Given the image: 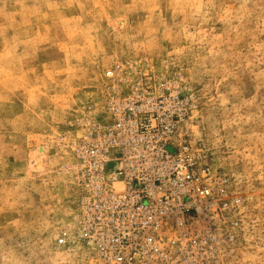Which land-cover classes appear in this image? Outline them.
Masks as SVG:
<instances>
[{
    "label": "rangeland",
    "instance_id": "rangeland-1",
    "mask_svg": "<svg viewBox=\"0 0 264 264\" xmlns=\"http://www.w3.org/2000/svg\"><path fill=\"white\" fill-rule=\"evenodd\" d=\"M117 65L179 86L192 143L243 197L213 264H264V0H0V264H81L59 243L71 170Z\"/></svg>",
    "mask_w": 264,
    "mask_h": 264
},
{
    "label": "built area",
    "instance_id": "built-area-1",
    "mask_svg": "<svg viewBox=\"0 0 264 264\" xmlns=\"http://www.w3.org/2000/svg\"><path fill=\"white\" fill-rule=\"evenodd\" d=\"M124 75L106 71V112L76 145V226L59 243L81 264H213L242 232L243 197L192 143L179 86Z\"/></svg>",
    "mask_w": 264,
    "mask_h": 264
}]
</instances>
